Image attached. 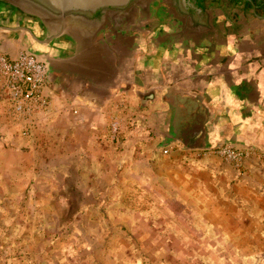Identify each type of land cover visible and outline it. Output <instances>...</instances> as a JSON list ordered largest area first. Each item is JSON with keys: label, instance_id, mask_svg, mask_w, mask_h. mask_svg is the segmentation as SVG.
<instances>
[{"label": "crops", "instance_id": "1", "mask_svg": "<svg viewBox=\"0 0 264 264\" xmlns=\"http://www.w3.org/2000/svg\"><path fill=\"white\" fill-rule=\"evenodd\" d=\"M0 1V26L40 35L34 20ZM208 1L181 15L157 13L111 38L106 55H91L101 67L93 77L59 58L74 50L64 40L40 45L26 31L0 29L1 54L41 51L52 69L45 104L14 111V146L42 145L91 182L127 179L152 200L163 183L189 193L202 170L208 187L232 192L236 208L263 212L264 158L252 152L234 167L211 154L189 156L224 141L264 153V0ZM9 107L0 90V114Z\"/></svg>", "mask_w": 264, "mask_h": 264}, {"label": "rangeland", "instance_id": "2", "mask_svg": "<svg viewBox=\"0 0 264 264\" xmlns=\"http://www.w3.org/2000/svg\"><path fill=\"white\" fill-rule=\"evenodd\" d=\"M7 111L0 114V264H264V210L236 208L232 192L208 187L202 170L188 182L192 191L163 183L157 200L127 179L91 182L59 152L18 150L14 110ZM216 146L189 156L242 166Z\"/></svg>", "mask_w": 264, "mask_h": 264}, {"label": "water", "instance_id": "3", "mask_svg": "<svg viewBox=\"0 0 264 264\" xmlns=\"http://www.w3.org/2000/svg\"><path fill=\"white\" fill-rule=\"evenodd\" d=\"M6 5L20 15L34 20L41 28L36 36L27 27H3L6 31H26L32 40L47 45L54 40H64L74 50L59 56L71 69L84 67L85 75L95 76L101 67L96 66L91 55H106L111 38L126 35L128 28L138 21L147 23L159 15H181L190 5L200 0H4ZM158 10V11H157ZM162 13V14H161ZM168 14V15H167ZM52 69L48 56L41 51L29 50ZM69 52V51H68ZM69 54V55H68ZM96 60H98L96 58ZM78 65V66H77Z\"/></svg>", "mask_w": 264, "mask_h": 264}, {"label": "built area", "instance_id": "4", "mask_svg": "<svg viewBox=\"0 0 264 264\" xmlns=\"http://www.w3.org/2000/svg\"><path fill=\"white\" fill-rule=\"evenodd\" d=\"M49 74L46 63L29 51L15 55L0 54V90L5 93L15 112L23 113L31 106L44 105L48 93ZM25 114V113H23ZM116 127L112 124V130ZM166 154L167 149H162ZM216 153L235 166L242 164L247 156L244 148L229 142L216 146Z\"/></svg>", "mask_w": 264, "mask_h": 264}, {"label": "flooded vegetation", "instance_id": "5", "mask_svg": "<svg viewBox=\"0 0 264 264\" xmlns=\"http://www.w3.org/2000/svg\"><path fill=\"white\" fill-rule=\"evenodd\" d=\"M246 1L253 2L254 0H245V2ZM208 2L209 3H215L214 5H216L217 7L224 6V4H231V3H233L235 6H237V5L242 3V0H210ZM0 4H3V3L0 1Z\"/></svg>", "mask_w": 264, "mask_h": 264}]
</instances>
